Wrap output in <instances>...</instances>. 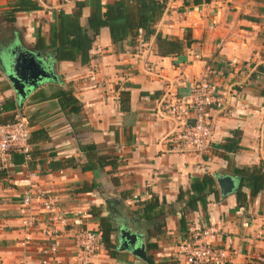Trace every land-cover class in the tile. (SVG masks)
<instances>
[{
  "label": "crops",
  "instance_id": "1",
  "mask_svg": "<svg viewBox=\"0 0 264 264\" xmlns=\"http://www.w3.org/2000/svg\"><path fill=\"white\" fill-rule=\"evenodd\" d=\"M34 1L39 9L17 13L11 24L2 14L6 0H0V34H4L0 57H8L10 48L19 43L53 62L55 76L20 105L0 61V122L18 112L25 115L32 152L30 162L17 156L13 162L9 156L1 167L5 170L0 175V264H40L37 239L22 246V199L28 192L45 193L64 213L68 224L58 240V255L65 264L72 263L75 255L71 230L100 233L99 216L111 218L114 249L108 251L103 245L90 256L91 264H148L117 249L114 233L116 224L123 222L134 223L133 229L145 237V247L156 244L152 250L146 247L147 257L156 262L187 264L179 242L198 229L212 227L218 236L204 241L234 253L228 264H264L259 262L264 258V190L250 199L249 189L243 188L245 206L238 205L237 192L222 197L217 184L218 194L207 197L205 210L199 205L190 211L177 202L180 191L205 175L238 178L235 169L264 167V98L260 95L264 76L256 72L257 66H264V0H211L200 6L190 0L188 6L183 0H166L155 29L165 39H182L189 31L195 42L182 54L159 56L155 39L144 41L142 33L135 46L125 42L116 49L108 29L102 28L90 50L92 59L84 66L79 61L58 62L50 52L34 48L38 34L48 38L57 14L44 7L47 0ZM74 8L75 4L69 5L61 12L69 15ZM88 14L85 7L82 23ZM204 77L225 95L226 104L210 112L213 136L208 154L178 155L166 140L177 123L156 113L159 100L165 95L187 97ZM64 87L71 88L81 104L78 114L63 109L54 98ZM123 89L130 94L126 114L120 110L118 96ZM7 103L16 109L3 112ZM233 131L240 132L241 149L225 153L221 146ZM88 144H94L99 155L116 156L120 165L84 170L91 164L79 146ZM152 196L165 214V231L150 239L131 213ZM96 209L98 216L92 214ZM30 210L45 218L39 201H33Z\"/></svg>",
  "mask_w": 264,
  "mask_h": 264
},
{
  "label": "trees",
  "instance_id": "2",
  "mask_svg": "<svg viewBox=\"0 0 264 264\" xmlns=\"http://www.w3.org/2000/svg\"><path fill=\"white\" fill-rule=\"evenodd\" d=\"M189 0H183L184 5H189ZM211 0H190L194 6L208 4ZM89 7V14L82 23L83 9ZM166 8V0H109L102 3V0H84L75 4L71 14L66 15L63 12L57 13L54 23L51 25L48 38L40 34L36 36L34 48L37 51L46 50L50 52L58 62L79 61L82 66L87 65L92 56L90 50L102 28H107L112 45L122 48L126 42L129 46H135L142 33L144 41L150 38L155 39L157 54L161 57H173L180 55L195 41L191 33L186 31L182 39H165L161 33L157 32L155 26L160 21ZM38 3L34 0H6V7L2 14L8 23H14L15 15L19 12H29L38 10ZM264 56V53H263ZM256 72L264 76V66L256 67ZM260 95L264 98V87L260 90ZM61 107L67 109L72 114H78L81 111V104L72 96V90L69 87L60 88L53 94ZM120 110L126 114L130 111V94L126 90L119 91ZM13 103L4 104L1 108L3 112L14 110ZM15 114L0 122V125L14 122ZM31 137V134H30ZM30 141V139H29ZM28 141V144H29ZM240 132L233 131L231 137L225 139L221 148L225 153H234L241 149ZM80 152L84 153L90 166L86 169L98 168L102 170L106 166L116 169L120 161L116 156L99 155L94 144L80 145ZM12 161L15 162V156L22 162L32 158V152L22 153L15 150L9 151ZM14 157V160H13ZM29 160V162H30ZM5 169L0 168V175ZM234 174L240 178V188L237 191L236 199L239 206L247 204V195L243 188L250 191V199L256 197L264 190V170L262 164L254 165L249 168L235 169ZM211 194L217 195L216 183L213 176L205 175L200 179L191 182L187 191H180L177 202H183L186 209L196 211L200 205L203 210L206 208L207 197ZM114 202H108L112 205ZM140 209L131 213L133 220L140 222L144 227L147 238H159L165 231V214L156 197L152 196L149 201L139 203ZM92 214L98 216L100 210L92 211ZM100 234L104 248L108 251L114 249L111 242V236L114 232V225L110 217H98ZM181 227L183 223L181 222ZM148 250L156 248L155 243H147ZM148 264H171L166 261L156 262L151 256L148 257Z\"/></svg>",
  "mask_w": 264,
  "mask_h": 264
},
{
  "label": "built area",
  "instance_id": "3",
  "mask_svg": "<svg viewBox=\"0 0 264 264\" xmlns=\"http://www.w3.org/2000/svg\"><path fill=\"white\" fill-rule=\"evenodd\" d=\"M38 1L44 2V0ZM79 1L81 0H47L44 7L60 13L64 7ZM225 104V95L205 77L192 86L187 97L175 95L162 97L156 113L162 118H171L177 123V129L166 138L173 145L172 151L178 155L200 157L208 154L213 136L210 112L212 109H223ZM30 134L29 121L20 112L15 114L13 123L0 125V168L8 162L10 150L28 152ZM33 201H39L45 215L43 220L31 212ZM22 206L24 210L21 224L24 234L22 246L31 245L37 239L40 264H65L58 255V240L68 224L64 213L55 207L54 201L45 193H26L22 199ZM71 235L75 255L73 262L67 264H91L90 256L103 247L101 234L87 229H72ZM217 236L218 230L209 227L198 229L180 241V251L185 256L186 263L228 264L234 253L226 249H217L211 242L204 241L205 238L212 241ZM259 262L264 263V258H260Z\"/></svg>",
  "mask_w": 264,
  "mask_h": 264
},
{
  "label": "water",
  "instance_id": "4",
  "mask_svg": "<svg viewBox=\"0 0 264 264\" xmlns=\"http://www.w3.org/2000/svg\"><path fill=\"white\" fill-rule=\"evenodd\" d=\"M8 57H0L2 71L18 96L20 105L28 95L38 87L55 80L54 63L45 59L40 53L24 48L18 44L10 48ZM216 184L222 197L236 193L239 178L229 175H215ZM134 223H117L115 238L117 249L126 251L148 263L145 237L139 230L133 229Z\"/></svg>",
  "mask_w": 264,
  "mask_h": 264
},
{
  "label": "flooded vegetation",
  "instance_id": "5",
  "mask_svg": "<svg viewBox=\"0 0 264 264\" xmlns=\"http://www.w3.org/2000/svg\"><path fill=\"white\" fill-rule=\"evenodd\" d=\"M4 36V34L2 33V34H0V39L2 38Z\"/></svg>",
  "mask_w": 264,
  "mask_h": 264
}]
</instances>
